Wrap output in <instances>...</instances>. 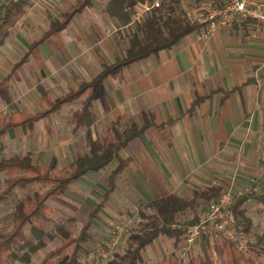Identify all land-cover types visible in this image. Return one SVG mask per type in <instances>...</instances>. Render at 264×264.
<instances>
[{"label":"crops","instance_id":"0c3cea01","mask_svg":"<svg viewBox=\"0 0 264 264\" xmlns=\"http://www.w3.org/2000/svg\"><path fill=\"white\" fill-rule=\"evenodd\" d=\"M79 1L72 0L65 11ZM109 1L92 0L93 6L74 15L65 29L32 51L33 41L51 25L34 37L24 56L15 63L12 73H18L25 64L33 67L32 59L36 62L39 69L36 88L40 93L41 110L20 111L36 115L47 108L41 103L39 85L54 100L70 90H78L105 65L124 56L113 34L119 23L107 12ZM32 7L26 8L24 16ZM135 8V18L139 19L151 7L148 0H144ZM201 29L186 35L171 48L131 63L116 76L105 77L93 100L96 121L91 126L78 127L74 122V115L82 109L87 96L82 95L36 120L32 129L9 128L8 133L20 130L31 134L39 123L49 122L54 131L60 133L54 142L51 141L50 146L54 149L51 159H57L58 164L67 159L69 167L79 156L90 152L91 139L97 140L108 134L112 122L118 121V129L124 130L133 123L142 125L144 113L152 115L154 124L121 148L110 164L84 175L96 179L103 191L102 201L89 212L87 222L91 225V219L101 209L109 211L107 202L122 182L132 188L143 205L170 194L181 196L188 185L205 183L209 179L212 184L199 190L220 186L223 193L235 188L238 190L234 192L236 195L257 184V192L264 194V159L249 158L251 149L264 140V29L254 20L241 19L206 38L201 37ZM44 82L60 92L52 96L50 87ZM13 109L12 113H3L12 115L19 110ZM44 128L53 132L47 123ZM63 132L67 135L61 136ZM44 144L49 145L48 142ZM238 152L244 159H240L236 169L234 163ZM27 153L33 156V152ZM41 154L38 150L35 159L41 158ZM120 160L127 164L111 183ZM100 203L99 211L91 218ZM261 208L264 203L255 199L245 205L249 221L247 233L256 238L255 243L262 250L258 264H264ZM164 235L142 250L138 264H173L175 259L178 264H192L195 259H202L206 264H227L225 254L216 248L222 238L202 236L185 258L182 256L183 236L177 242L174 237L166 235L167 239Z\"/></svg>","mask_w":264,"mask_h":264},{"label":"trees","instance_id":"16d2710c","mask_svg":"<svg viewBox=\"0 0 264 264\" xmlns=\"http://www.w3.org/2000/svg\"><path fill=\"white\" fill-rule=\"evenodd\" d=\"M144 0H110L107 5V12L116 19L119 25H127L132 21L133 10ZM181 0H170L164 2L160 7H154L149 12L143 23L139 24L129 47L122 58H117L112 64L104 66L91 81L80 85L78 90H70L65 95L56 99L49 96L47 90L39 85L41 91L42 105L47 108L36 114L29 115L24 111L16 110L12 115L0 112V137H4L9 128L21 127L23 130L32 129L33 123L39 118L57 111L65 103L73 102L82 95H87L83 100V107L74 115V122L78 127L91 126L96 121L93 111V100L97 94L102 80L109 75H117L124 67L135 61H139L158 53L160 50L171 48L179 43L186 35L201 29L204 24L191 21L182 9H178ZM201 1V0H197ZM34 0H10L0 7V47L6 42L16 22L26 13V8L33 6ZM93 6L92 0H80L64 12L61 20H55L50 28L42 36L36 38L32 44V51L51 36L58 34L65 29L74 15L82 12L86 7ZM19 67V66H18ZM16 67V70L17 68ZM0 99L14 108V95L7 83V80L0 81ZM144 123L139 125L133 123L124 130L118 129V121L109 124L108 134L97 140H90V152L79 156L65 172H58L57 159H53L47 167H41L34 163L32 153L23 156L14 155L0 159V173L7 174L6 187L0 191V203L16 187L27 188L33 183L47 184L49 188L44 191L29 193L20 199L13 211L12 226L8 231H0V263L12 262L19 259L20 251L32 246L27 228L31 227L32 232L41 239L44 237L48 223L53 215V207L49 204L52 196L65 194L70 185L90 171H99L106 167L118 156L121 148L132 139L140 136L149 126L153 125V117L144 113ZM127 164V161L120 160L117 169L112 175L119 173ZM234 195V203L229 207L228 213L234 225H243L248 231L249 221L245 215V205L251 200H259L264 203V194L257 192L256 186ZM223 189L220 186L206 187L203 190H195L192 198L170 194L166 197L155 199L144 204L146 210L142 214L149 220L143 224L141 230L130 235L131 245L124 255L110 260L108 264H138L142 258L141 253L161 234L174 237L179 242L185 233L186 228L194 223L195 218L181 221L179 213H184L188 208H195L199 205L198 198L209 201L221 195ZM100 203L91 213L93 218L99 211ZM91 223L87 222L79 235H73L68 227H60L63 236L61 244L48 251L41 264H76L85 250L84 244L88 242L91 234ZM216 248L225 254L227 264H258L261 248L255 243L248 255H243L236 246L227 238H222ZM32 249H37L33 246ZM210 257V256H209ZM173 264H178L177 260ZM192 264H206L202 259H195Z\"/></svg>","mask_w":264,"mask_h":264},{"label":"rangeland","instance_id":"374dc122","mask_svg":"<svg viewBox=\"0 0 264 264\" xmlns=\"http://www.w3.org/2000/svg\"><path fill=\"white\" fill-rule=\"evenodd\" d=\"M71 1L35 0L33 7L29 8L28 13L16 22L5 44L0 47V81L5 79L10 85L15 96V109L29 113L41 110L38 103L40 93L36 88V84L39 81V77L36 78L37 72L39 73L36 62L32 59L31 64L33 67L25 64L18 73H12V69L15 63L24 56L34 37L40 35L53 21L62 19L63 12L70 6ZM157 1L162 6L164 2H169L170 0H148V6L151 8L142 13L139 19L135 18L136 8H134L130 24L126 27L122 26L121 29L119 28L121 25H117V29L113 34L123 54L129 47L132 36L137 33L139 24L143 23L152 10V5ZM8 2L9 0H6V3ZM224 3L225 0H181L177 6L178 9L185 11L188 18L192 21L197 7L202 5L220 7ZM44 83L46 87H50L46 82ZM50 89L52 96H56L60 92L53 86ZM13 110L12 106L7 105L0 99V111L12 113ZM45 123L48 124V127H51L53 132L44 128ZM54 132L52 125L47 121L39 123L36 130L31 134H24L20 130L9 132L5 137H0V159L14 155L23 156L31 151L33 152L34 161L37 160L38 164L43 168L47 167L52 161L51 155L52 150H54L50 146L51 141L54 142L57 135H60V133L55 132L54 134ZM66 135V132H63L61 136ZM46 142L49 145L44 144ZM40 146H42L41 150ZM38 150L43 154H41V158L39 156L35 159ZM237 156L234 163L236 169L240 165V159L243 158L240 152H238ZM249 156L252 159H264V140H261L256 148L251 149ZM68 163L69 160L62 159L57 166V171L65 172L68 169ZM6 178L7 174L1 172L0 191H3L6 187ZM94 180L84 176L74 182V184H71L65 194L50 197L49 204L53 207L54 212L51 221L47 224L48 229L44 237L40 239L35 232H32L31 227H28L27 233L33 245L21 250L19 259L12 262L6 261L2 264H41L46 253L62 243L63 236L59 230L60 227H68L73 235H79L88 220L90 210L103 199L102 188L99 186L98 181ZM208 184H212L210 179L205 183L195 182L194 185H188V188L183 191L181 196L192 198L195 190L202 189ZM48 188L49 185L38 183H33L24 189L16 187L0 203V231H8L11 228L13 211L20 199L29 193L44 191ZM237 191L234 188L233 193ZM213 199L203 201L198 198L199 205L195 208H188L184 213H179L178 219L181 221L195 217L197 219L199 212ZM141 200L130 186L125 182L120 183L119 189L107 202L109 211L101 209L97 216L91 219V236L88 242L84 244L85 250L82 252L80 261L77 264H108L111 259L117 257L115 254L124 255L131 245L130 235L141 230L143 224L149 222L148 218L142 214V211L150 212L151 210H146ZM260 215L264 218L263 208L260 210ZM164 237L167 238L166 235ZM249 237L255 243L256 238L251 236V234H249ZM33 246H37V249H32ZM104 253H106V256L103 255ZM186 255L188 254L184 255L185 258ZM117 260L120 261V258L117 257Z\"/></svg>","mask_w":264,"mask_h":264},{"label":"built area","instance_id":"2783aa9c","mask_svg":"<svg viewBox=\"0 0 264 264\" xmlns=\"http://www.w3.org/2000/svg\"><path fill=\"white\" fill-rule=\"evenodd\" d=\"M3 4H6V0H0V7ZM158 6H160L159 1L154 3L152 8ZM195 12L192 21L204 24L200 32L203 38L227 27L236 19L254 20L264 29V0H225L220 7L202 5ZM233 200L234 193L232 188H229L199 212L196 221L186 228L183 235L182 256L190 253L197 241L204 235H211L216 239L227 238L243 255L250 253L255 243L243 225L233 224L228 213ZM103 255L106 256V253Z\"/></svg>","mask_w":264,"mask_h":264}]
</instances>
